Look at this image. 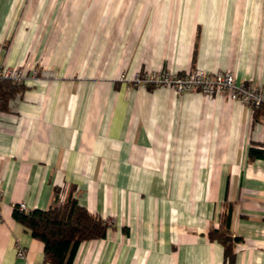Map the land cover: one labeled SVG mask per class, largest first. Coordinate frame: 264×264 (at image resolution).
<instances>
[{
	"label": "crops",
	"instance_id": "1",
	"mask_svg": "<svg viewBox=\"0 0 264 264\" xmlns=\"http://www.w3.org/2000/svg\"><path fill=\"white\" fill-rule=\"evenodd\" d=\"M0 65L30 76L0 108V264H47L12 211L70 187L112 223L72 264H227L208 238L226 205L232 264H264V108L130 82L200 69L264 90V0H0Z\"/></svg>",
	"mask_w": 264,
	"mask_h": 264
},
{
	"label": "trees",
	"instance_id": "2",
	"mask_svg": "<svg viewBox=\"0 0 264 264\" xmlns=\"http://www.w3.org/2000/svg\"><path fill=\"white\" fill-rule=\"evenodd\" d=\"M23 88L21 84L11 81H0V108L3 109L9 97L16 90ZM249 159H264V148H249ZM75 188L70 187L65 198L60 202L61 191H54V205L47 211H20L15 206L13 219L23 226L35 240L44 246V260L47 264H72L78 247L84 242L101 240L106 237L112 227L110 221L91 215L85 208L78 205L74 196ZM232 216L231 205H226L220 215V224L216 230L208 233L210 241L223 246L224 259L232 264L235 256V245L240 241L229 233Z\"/></svg>",
	"mask_w": 264,
	"mask_h": 264
},
{
	"label": "built area",
	"instance_id": "3",
	"mask_svg": "<svg viewBox=\"0 0 264 264\" xmlns=\"http://www.w3.org/2000/svg\"><path fill=\"white\" fill-rule=\"evenodd\" d=\"M29 77L17 67L8 68L0 65V81L7 80L19 85ZM120 80H125V77L121 76ZM130 82L142 87H169L178 95L191 92H199L207 98L225 95L230 100L238 101L254 110L264 108V90L252 82H238L229 71H218L209 75L196 69L184 75H177L169 70H160L156 73L136 74ZM1 195L0 191V199ZM18 208L20 211L27 212L24 204H19ZM22 255L23 252H20L19 256Z\"/></svg>",
	"mask_w": 264,
	"mask_h": 264
},
{
	"label": "rangeland",
	"instance_id": "4",
	"mask_svg": "<svg viewBox=\"0 0 264 264\" xmlns=\"http://www.w3.org/2000/svg\"><path fill=\"white\" fill-rule=\"evenodd\" d=\"M59 198H60V202H62L65 197L60 193Z\"/></svg>",
	"mask_w": 264,
	"mask_h": 264
}]
</instances>
